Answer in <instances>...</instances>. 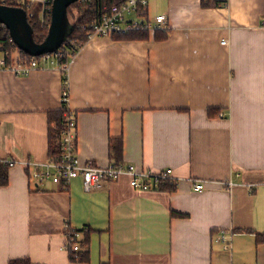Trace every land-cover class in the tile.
<instances>
[{
    "label": "crops",
    "instance_id": "0c3cea01",
    "mask_svg": "<svg viewBox=\"0 0 264 264\" xmlns=\"http://www.w3.org/2000/svg\"><path fill=\"white\" fill-rule=\"evenodd\" d=\"M220 1L150 0L144 17L166 15L167 39L95 37L67 70L79 158L171 168L176 190L138 191L122 175L86 193L81 179L64 188L11 167L0 264H264V0ZM63 73L0 70V160L48 159ZM68 225L88 240L85 262L70 259Z\"/></svg>",
    "mask_w": 264,
    "mask_h": 264
},
{
    "label": "built area",
    "instance_id": "2783aa9c",
    "mask_svg": "<svg viewBox=\"0 0 264 264\" xmlns=\"http://www.w3.org/2000/svg\"><path fill=\"white\" fill-rule=\"evenodd\" d=\"M52 1L53 0H42L39 4L28 1V11H26L28 20L30 21L34 17L37 6L41 5L42 25L48 26L49 28L51 23ZM149 2L150 0H127L122 5H114L111 8H105V12L101 15L99 20L86 26L85 30H89L90 32L88 35L89 40L95 37L112 38L116 35L137 30H168L169 23L166 15H158L153 20L145 19L144 15ZM46 12H48L47 15L50 16L49 22L45 19ZM226 42L227 41H223L222 44H226ZM10 46L16 50L19 49L12 38ZM61 47L62 46L55 52L25 58L21 56L18 57V53L14 56L10 48V50H6L0 45V70L11 71L21 76H28L33 71L44 67H57L67 72L69 65L74 60V56L67 64H61L60 60L65 56V52ZM10 57H15L17 59H13V62L9 63L8 59ZM62 108H65L66 112L61 141L62 154L59 159L53 160L49 157L46 161L4 159L0 160V162L7 165L9 169L14 166L30 168V178L40 181L51 180L53 183L62 185L64 188H68L75 179H81L83 190L86 193L101 189L105 179L116 181L120 179L122 175H128L130 185L134 189L143 192L158 190V188L165 183L174 186L178 183L179 179L175 176L171 168L153 170L146 168L140 169L135 165H126L116 162L107 166H99L93 162H83L77 155V121L74 112L69 108L68 80L65 82V89L62 95ZM209 182L211 181L206 179L198 180L194 183V190H204ZM222 184L228 186V189L233 187V183L231 182ZM80 235V230L70 227L69 225L66 227V249L69 255H72L74 259H78V253L83 251L82 245L79 242ZM223 241H227L226 237H223Z\"/></svg>",
    "mask_w": 264,
    "mask_h": 264
},
{
    "label": "trees",
    "instance_id": "16d2710c",
    "mask_svg": "<svg viewBox=\"0 0 264 264\" xmlns=\"http://www.w3.org/2000/svg\"><path fill=\"white\" fill-rule=\"evenodd\" d=\"M127 0H80L73 5L70 6L68 10V16L71 15V9L73 8L75 12L72 13L73 18V29L67 39L62 44V49L65 52V56L60 60L61 64H67L69 60L76 55V53L86 44L89 40V30H85L88 24L93 23L96 20H99L101 15L105 12V8H111L114 5H122ZM205 2H213L214 5H222L224 2L220 0H204ZM28 1H18V0H0V4H6L15 7H22L26 11ZM42 6L38 5L34 14V17L29 21L33 28V37L34 40L38 43L44 41L48 34V26L42 25V16H41ZM48 12L45 13V19L47 22L50 20V16L47 15ZM70 20V18H69ZM169 31H160L155 30L154 39L155 40H165L168 38ZM115 40H148L150 38V31L147 30H137L131 31L128 33H124L121 35L113 36ZM11 36H9V32L6 28L0 24V45L3 46L4 49L10 50L14 56L18 53V57L29 58L30 55L25 53L20 49L11 48ZM10 48V49H9ZM13 59H17L15 57H10L8 59L9 63L13 62ZM64 81H67V72L63 71ZM65 108H61L57 111H50L48 113V121H49V158L53 160H57L61 157V141L63 137L64 123H65ZM77 142V139H76ZM120 145H122V141H119ZM121 149V148H120ZM121 163V162H117ZM9 183V167L5 165L3 162H0V186H6ZM158 190L160 191H175L176 186L170 185L169 183L162 184ZM80 244L82 245L83 251L78 253L79 258L74 259L72 255H70V259L73 263H81L87 260L89 255V249L87 247L88 240L80 239ZM257 242L264 243V234L257 235ZM9 264H32L30 260L23 259L19 261H11Z\"/></svg>",
    "mask_w": 264,
    "mask_h": 264
},
{
    "label": "water",
    "instance_id": "95a60500",
    "mask_svg": "<svg viewBox=\"0 0 264 264\" xmlns=\"http://www.w3.org/2000/svg\"><path fill=\"white\" fill-rule=\"evenodd\" d=\"M80 0H53L51 23L43 42L38 43L33 37V28L27 12L22 7L0 4V24L6 27L17 47L30 56H40L55 52L62 46L73 29L69 21L68 10Z\"/></svg>",
    "mask_w": 264,
    "mask_h": 264
},
{
    "label": "rangeland",
    "instance_id": "374dc122",
    "mask_svg": "<svg viewBox=\"0 0 264 264\" xmlns=\"http://www.w3.org/2000/svg\"><path fill=\"white\" fill-rule=\"evenodd\" d=\"M71 12L73 13V12H75V10L72 8V9H71ZM72 13H71V15H70V17H69V18H70L69 21H70L71 24L73 23Z\"/></svg>",
    "mask_w": 264,
    "mask_h": 264
}]
</instances>
